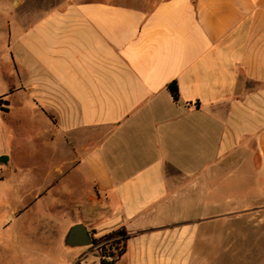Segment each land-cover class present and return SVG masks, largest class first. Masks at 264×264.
<instances>
[{"label": "crops", "instance_id": "0c3cea01", "mask_svg": "<svg viewBox=\"0 0 264 264\" xmlns=\"http://www.w3.org/2000/svg\"><path fill=\"white\" fill-rule=\"evenodd\" d=\"M52 1L0 0V232L40 208V264L92 253L77 225L124 232L115 264H221L223 223L264 199V0Z\"/></svg>", "mask_w": 264, "mask_h": 264}, {"label": "rangeland", "instance_id": "374dc122", "mask_svg": "<svg viewBox=\"0 0 264 264\" xmlns=\"http://www.w3.org/2000/svg\"><path fill=\"white\" fill-rule=\"evenodd\" d=\"M52 2L60 3L62 7L67 5L66 0H55ZM45 6L48 8V1H45ZM34 18L35 16H31L30 20ZM4 44V42H0V52L6 50ZM6 89V87L1 89V94H6L8 92ZM17 101L21 103L20 98ZM0 104L6 105L2 99ZM48 115L50 116V114ZM30 127L32 129L34 125ZM38 146L39 143L37 141L31 143L29 161L32 163L41 161ZM1 168H4V164L0 162ZM2 179H4V173L0 172V180ZM11 210L12 207L6 202L5 198L0 200V221H3L9 215ZM230 210L233 211V209ZM236 211L237 213L235 214L238 216H253L254 221L252 224L245 220L231 224L223 223V243H231L233 247L232 254L221 257V264H264V223L261 220L264 217V199L255 201L253 207L238 208ZM42 212L43 209L36 208L23 221L19 241L16 245L14 244V235L9 238L5 232H0L3 238L0 243V264H40L45 261L50 263L52 259L57 257L56 233L53 228L52 230L46 229ZM225 214H228V212L223 211V215ZM90 247L92 246L85 248ZM81 258H85L88 264H92L95 261L91 255H85Z\"/></svg>", "mask_w": 264, "mask_h": 264}, {"label": "built area", "instance_id": "2783aa9c", "mask_svg": "<svg viewBox=\"0 0 264 264\" xmlns=\"http://www.w3.org/2000/svg\"><path fill=\"white\" fill-rule=\"evenodd\" d=\"M125 250V237L122 235H113L94 243L92 253L95 260L92 264H115ZM74 264H88L85 258H81Z\"/></svg>", "mask_w": 264, "mask_h": 264}, {"label": "water", "instance_id": "95a60500", "mask_svg": "<svg viewBox=\"0 0 264 264\" xmlns=\"http://www.w3.org/2000/svg\"><path fill=\"white\" fill-rule=\"evenodd\" d=\"M8 160L7 156H3L0 160L5 163ZM66 244L71 247H88L93 246L94 242L89 234L88 229L83 225L73 227L66 238Z\"/></svg>", "mask_w": 264, "mask_h": 264}, {"label": "trees", "instance_id": "16d2710c", "mask_svg": "<svg viewBox=\"0 0 264 264\" xmlns=\"http://www.w3.org/2000/svg\"><path fill=\"white\" fill-rule=\"evenodd\" d=\"M168 88H169V91L171 92L173 98H174L176 101H179V99H180V93H179V88H178L177 83L174 82V83L170 84ZM113 235H122V236L125 237V240L128 239V237L125 236V234H124L123 231H119V232H116V233H112V234L106 236L104 239L109 238V237H111V236H113ZM95 242H96V241H95ZM123 252H124V251H123ZM122 254H123V253H122ZM122 254H121V255H122Z\"/></svg>", "mask_w": 264, "mask_h": 264}]
</instances>
